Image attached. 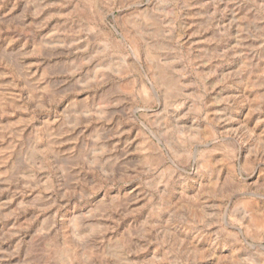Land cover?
Returning <instances> with one entry per match:
<instances>
[{
    "label": "rangeland",
    "instance_id": "374dc122",
    "mask_svg": "<svg viewBox=\"0 0 264 264\" xmlns=\"http://www.w3.org/2000/svg\"><path fill=\"white\" fill-rule=\"evenodd\" d=\"M0 264H264V0H0Z\"/></svg>",
    "mask_w": 264,
    "mask_h": 264
}]
</instances>
